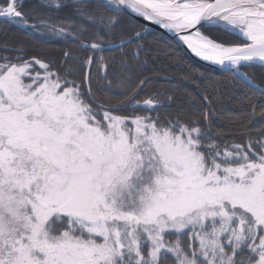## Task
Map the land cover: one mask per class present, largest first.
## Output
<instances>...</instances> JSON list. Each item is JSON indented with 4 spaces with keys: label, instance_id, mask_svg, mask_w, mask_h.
Masks as SVG:
<instances>
[{
    "label": "snow or ice",
    "instance_id": "obj_1",
    "mask_svg": "<svg viewBox=\"0 0 264 264\" xmlns=\"http://www.w3.org/2000/svg\"><path fill=\"white\" fill-rule=\"evenodd\" d=\"M37 7L73 15L57 25L0 0V20L78 52L45 60L23 41L0 44V264H264V127L245 122L264 119V0ZM125 17L231 74L233 128L169 111L145 74L147 27L126 35Z\"/></svg>",
    "mask_w": 264,
    "mask_h": 264
},
{
    "label": "trees",
    "instance_id": "obj_2",
    "mask_svg": "<svg viewBox=\"0 0 264 264\" xmlns=\"http://www.w3.org/2000/svg\"><path fill=\"white\" fill-rule=\"evenodd\" d=\"M23 3L30 16L48 13L45 18L57 25L64 18L73 15L70 8L38 9L40 0H23ZM71 23L77 28L82 26L75 20H72ZM122 24L127 35L130 34L127 31V26L137 23L125 17ZM137 30L142 31L143 29L137 28ZM146 37V53L142 54L148 60V71L145 74L155 78L153 84L156 89L173 98L171 101L167 100V96L164 98L165 102L171 105L169 111L175 112L184 109L196 111L198 114L203 113L208 116V125L214 133L233 128L234 121L240 115L241 105L236 90L231 86L233 79L231 74L195 63L177 44L158 33L147 31ZM20 41L27 44V50L30 53H35L45 60L59 59L62 51L68 47H72L78 52L75 45L68 44L62 38L37 39L35 36L0 22V44ZM9 54L14 55L13 53ZM247 71L257 75L260 73L258 68ZM202 97H207V100ZM244 107L247 109L246 105ZM245 122L249 123L252 131H258L264 127V119H261L259 110L251 114Z\"/></svg>",
    "mask_w": 264,
    "mask_h": 264
},
{
    "label": "water",
    "instance_id": "obj_3",
    "mask_svg": "<svg viewBox=\"0 0 264 264\" xmlns=\"http://www.w3.org/2000/svg\"><path fill=\"white\" fill-rule=\"evenodd\" d=\"M131 20H133L137 24L145 25L147 27V31H152V32L158 33V34L162 35L163 37L169 39L173 43L177 44L187 54V56L192 61H194L195 63L200 64L201 66L209 68V69H213V70H216V71H222V66L213 65L211 62H207V61H204V60L200 59L194 53H192L190 49H188L179 40H177L173 34L169 33L167 30H164V29H162L159 26L152 25L151 22L145 21L142 18L137 19V18L134 17ZM0 22H3V21L0 20Z\"/></svg>",
    "mask_w": 264,
    "mask_h": 264
},
{
    "label": "rangeland",
    "instance_id": "obj_4",
    "mask_svg": "<svg viewBox=\"0 0 264 264\" xmlns=\"http://www.w3.org/2000/svg\"><path fill=\"white\" fill-rule=\"evenodd\" d=\"M51 37H56V36L52 35ZM47 38H49V36H48V34H45V38H43V39H47Z\"/></svg>",
    "mask_w": 264,
    "mask_h": 264
}]
</instances>
